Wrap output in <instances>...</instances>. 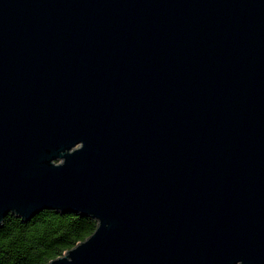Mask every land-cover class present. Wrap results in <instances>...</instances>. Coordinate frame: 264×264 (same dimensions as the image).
I'll return each instance as SVG.
<instances>
[{"label": "water", "instance_id": "95a60500", "mask_svg": "<svg viewBox=\"0 0 264 264\" xmlns=\"http://www.w3.org/2000/svg\"><path fill=\"white\" fill-rule=\"evenodd\" d=\"M96 231L49 264H264V0H0V228Z\"/></svg>", "mask_w": 264, "mask_h": 264}, {"label": "trees", "instance_id": "16d2710c", "mask_svg": "<svg viewBox=\"0 0 264 264\" xmlns=\"http://www.w3.org/2000/svg\"><path fill=\"white\" fill-rule=\"evenodd\" d=\"M97 227L91 216L54 210L29 221L8 214L0 228V264H49L85 242Z\"/></svg>", "mask_w": 264, "mask_h": 264}]
</instances>
